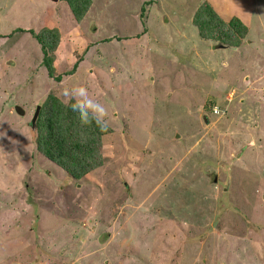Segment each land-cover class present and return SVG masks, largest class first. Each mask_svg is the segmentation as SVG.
<instances>
[{"label":"rangeland","instance_id":"1","mask_svg":"<svg viewBox=\"0 0 264 264\" xmlns=\"http://www.w3.org/2000/svg\"><path fill=\"white\" fill-rule=\"evenodd\" d=\"M203 1L93 0L78 24L65 0H0V264H264V0H210L248 22L239 47L200 37ZM76 88L113 129L81 179L31 126Z\"/></svg>","mask_w":264,"mask_h":264},{"label":"trees","instance_id":"2","mask_svg":"<svg viewBox=\"0 0 264 264\" xmlns=\"http://www.w3.org/2000/svg\"><path fill=\"white\" fill-rule=\"evenodd\" d=\"M65 1L69 5L72 19L78 24L94 4L93 0ZM193 23L200 37L224 45L223 47H239L249 33L248 22L236 14L228 19L210 0H204L200 4L193 16ZM33 33L41 45L42 64L48 75L60 82L65 75L73 74L75 68L67 73L57 71L56 52L63 38L60 29L44 28L40 33ZM67 103L74 104L77 111L83 109L86 118L93 121L87 125L82 124L78 115L71 107L65 106L61 97L50 94L41 104L35 147L41 155L54 162L69 176L81 179L103 165L104 159L100 153L102 137L112 133L113 129L108 125L107 131H101L94 121H104L95 113L76 100ZM195 235L199 236L197 232Z\"/></svg>","mask_w":264,"mask_h":264},{"label":"clouds","instance_id":"3","mask_svg":"<svg viewBox=\"0 0 264 264\" xmlns=\"http://www.w3.org/2000/svg\"><path fill=\"white\" fill-rule=\"evenodd\" d=\"M73 93H76L77 95L74 96ZM64 95L70 101L78 100V102L80 104L85 105L87 108H90L91 110L98 113L101 118H106L108 116L107 110L104 108V106L102 104L94 101L93 99H91L88 96V93L86 92V90H84L82 88L72 89L71 91L65 90ZM65 106L72 108L74 113H76L78 115V118L80 119L82 124L87 125L93 121L89 118H86L83 109H81L80 111H77L74 104H72V103L68 104L67 102H65ZM94 122L100 128L101 131H107L108 123H107L106 119H105L104 123H101L99 119L95 120ZM36 128H37V125H36Z\"/></svg>","mask_w":264,"mask_h":264},{"label":"water","instance_id":"4","mask_svg":"<svg viewBox=\"0 0 264 264\" xmlns=\"http://www.w3.org/2000/svg\"><path fill=\"white\" fill-rule=\"evenodd\" d=\"M16 110L20 114H24L25 113L20 107H16ZM40 110H41V106L39 105L36 108V111H35L34 116L32 118L31 126H32L33 129H36V122H37L38 116L40 114Z\"/></svg>","mask_w":264,"mask_h":264},{"label":"crops","instance_id":"5","mask_svg":"<svg viewBox=\"0 0 264 264\" xmlns=\"http://www.w3.org/2000/svg\"><path fill=\"white\" fill-rule=\"evenodd\" d=\"M62 43H63V41H62ZM62 43H61V44H62ZM61 48H62V47H61ZM61 48H60V49H61Z\"/></svg>","mask_w":264,"mask_h":264}]
</instances>
